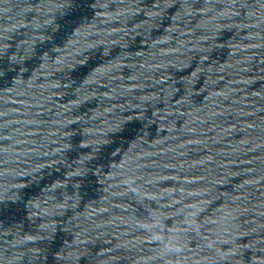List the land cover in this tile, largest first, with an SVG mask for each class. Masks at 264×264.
I'll return each mask as SVG.
<instances>
[{
  "label": "water",
  "instance_id": "95a60500",
  "mask_svg": "<svg viewBox=\"0 0 264 264\" xmlns=\"http://www.w3.org/2000/svg\"><path fill=\"white\" fill-rule=\"evenodd\" d=\"M0 264H264V0H0Z\"/></svg>",
  "mask_w": 264,
  "mask_h": 264
}]
</instances>
